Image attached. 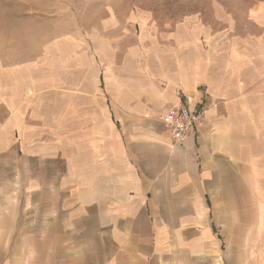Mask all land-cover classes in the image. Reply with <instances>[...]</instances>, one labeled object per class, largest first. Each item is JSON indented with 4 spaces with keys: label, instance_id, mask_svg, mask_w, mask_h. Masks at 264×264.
Masks as SVG:
<instances>
[{
    "label": "crops",
    "instance_id": "1",
    "mask_svg": "<svg viewBox=\"0 0 264 264\" xmlns=\"http://www.w3.org/2000/svg\"><path fill=\"white\" fill-rule=\"evenodd\" d=\"M247 8L228 67L154 55L100 85L0 88V264H264V0ZM179 105L204 108L182 142L162 120Z\"/></svg>",
    "mask_w": 264,
    "mask_h": 264
},
{
    "label": "rangeland",
    "instance_id": "2",
    "mask_svg": "<svg viewBox=\"0 0 264 264\" xmlns=\"http://www.w3.org/2000/svg\"><path fill=\"white\" fill-rule=\"evenodd\" d=\"M256 1L0 0V88L41 95L53 74L62 82L86 76L100 85L99 76L109 69H146L154 55L165 65L166 55L199 52L228 67L230 23L243 25ZM182 30L195 36L192 45L181 46ZM102 85L108 86V78ZM44 96L51 103L57 95ZM261 113L253 111L248 121L258 150L264 149Z\"/></svg>",
    "mask_w": 264,
    "mask_h": 264
},
{
    "label": "built area",
    "instance_id": "3",
    "mask_svg": "<svg viewBox=\"0 0 264 264\" xmlns=\"http://www.w3.org/2000/svg\"><path fill=\"white\" fill-rule=\"evenodd\" d=\"M203 113V105L195 109L179 105L164 113L162 120L169 137L177 142L184 141L190 133L200 127Z\"/></svg>",
    "mask_w": 264,
    "mask_h": 264
}]
</instances>
